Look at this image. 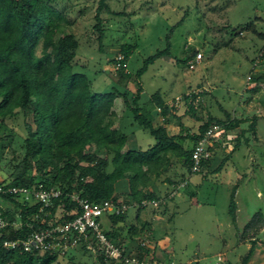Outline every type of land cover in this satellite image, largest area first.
<instances>
[{"label": "rangeland", "instance_id": "rangeland-1", "mask_svg": "<svg viewBox=\"0 0 264 264\" xmlns=\"http://www.w3.org/2000/svg\"><path fill=\"white\" fill-rule=\"evenodd\" d=\"M106 2L111 11L103 9L100 13L105 32L100 48L99 33L95 28L99 0L52 1L58 10L67 14L80 41L74 70L87 74L94 92L118 88L132 98L141 87L139 103L156 112V126L163 120L158 110L152 107L151 97L159 92L166 102L174 104L169 116V131L181 136L197 131L201 121L189 112L188 101L191 99L177 103L176 98L195 89L206 91L212 86L210 94L201 93V97H196L197 115L207 118L210 113L226 119L225 108L233 118L243 121L234 130L226 132L228 136L216 146L208 171L190 176L188 185L157 210L162 221H154L156 233L167 234L173 240L170 248L176 253L175 260L185 262L195 258L197 260L190 264H216L217 255H221L227 264H242L255 243L247 264H264V224L257 222V227L247 228L258 211L263 213L264 220V89L259 92L244 89L246 77L252 70L251 59L264 47V37L255 31L264 33V0ZM183 18L184 21L176 26ZM168 34L169 55H162L149 64L139 80H128L124 84L117 82V64L113 59L120 57L122 44L136 45L127 63L128 71L136 74L146 58L167 47ZM229 45L232 48H226ZM200 48L205 61L191 69L187 63L189 52ZM215 49L218 54L214 58ZM41 50L39 47L37 53L41 54ZM116 111L119 115L116 125L122 126L123 131L131 136V146L147 148L148 144L155 143L148 131L133 122V113L120 96L116 99ZM254 116L257 117L255 132L248 130ZM30 122L31 114L19 112L0 127V180L9 181L6 164L12 150L23 151L26 124ZM242 131L247 132H244L239 147L234 148V139ZM184 143L190 149L194 142L188 139ZM33 175L37 177L39 173L32 171ZM162 184L159 193L168 197L170 185ZM235 185H238L236 222L229 214L230 194ZM3 205L8 207L7 203ZM138 211L139 208L133 206L127 212L130 224L126 220L119 222L120 226L114 230L116 243H131L134 230L139 226L136 220ZM104 216L101 218L102 227L109 229L112 220ZM143 236L139 234L134 238L140 241ZM149 245L151 248L155 246L151 240ZM54 264H101V261L97 253L78 245L64 255L59 254ZM107 264L116 262L109 260Z\"/></svg>", "mask_w": 264, "mask_h": 264}, {"label": "trees", "instance_id": "trees-1", "mask_svg": "<svg viewBox=\"0 0 264 264\" xmlns=\"http://www.w3.org/2000/svg\"><path fill=\"white\" fill-rule=\"evenodd\" d=\"M52 1L0 0V127L19 112L32 116V122L26 124L27 137L24 139L23 151H11L12 156L6 164L9 181L0 180V185L42 184L47 189L61 190V195L53 199L52 205L42 209L41 204L23 201L17 195H0V216L10 222L0 235V264L56 263L59 257L57 252L7 249L3 243L7 239L23 238L35 230L47 228L50 221L57 223L75 217L71 213L80 207L72 197L74 194L91 202L123 200L140 209L151 207L154 213L157 212L152 206L141 205L144 199L162 197V194L151 190L152 186L159 181H166L170 185L167 191L169 196L177 183L189 181L193 147L205 132L213 125L223 126L229 132L243 122L242 119L233 118L225 108L226 119L210 113L207 118L198 116L194 105L197 98L185 94V101L192 99L188 101L189 112L201 124L197 131L175 135L168 128L174 104L166 102L159 92L151 97L152 107L157 110L160 108L158 114L163 123L159 126L154 124L153 110L139 103L141 87L132 98L118 88L109 92H94L87 74L74 70L80 41L71 28L72 23L67 14L58 10ZM103 9L111 11L106 0H99L95 28L99 33L100 48L103 47L105 36L100 14ZM183 21L184 18L176 26ZM260 35L264 37V33ZM166 40L167 47L146 58L136 74L127 69L128 59L136 45L122 44L119 50L121 58L113 59L117 64V82L124 84L128 80H139L149 64L162 55H169V34ZM39 47L42 49L41 54L37 53ZM197 52V49L189 52L187 60ZM206 92L209 93L203 91L202 94ZM118 96L124 99L132 111L133 122L153 136L154 144L147 148L129 144L131 136L123 131L122 126L116 125L119 116L115 101ZM256 120L254 116V122L248 130L255 132ZM244 132L247 131L235 137L234 148L239 147ZM188 139L194 142L190 149L184 143ZM216 146L218 144L210 147L212 154L202 160L200 172L211 167ZM32 171L39 175L32 176ZM122 179L128 180L129 191L126 194L115 193L114 184ZM237 188L238 185H235L229 204V214L234 222ZM62 208L68 213L63 217ZM127 212L110 214L109 218L113 223L125 221ZM17 219L24 223L21 229L12 225ZM27 222H32L33 226L29 227ZM257 222L264 224L261 211L255 213L247 228L257 227ZM148 226V223H143L137 227L134 237L142 234ZM104 231L115 244L121 245L114 241L116 234L113 230ZM254 244L242 264H247L253 254ZM137 247L136 256L155 258L150 245L141 246L139 241ZM97 254L101 264H107L109 259L105 254ZM116 264L121 263L118 261Z\"/></svg>", "mask_w": 264, "mask_h": 264}, {"label": "built area", "instance_id": "built-area-1", "mask_svg": "<svg viewBox=\"0 0 264 264\" xmlns=\"http://www.w3.org/2000/svg\"><path fill=\"white\" fill-rule=\"evenodd\" d=\"M121 58V56L119 57ZM204 58L202 51H198L193 58L187 60L191 69H195ZM207 91V90H206ZM201 89H195L188 92L186 95L199 98L201 97ZM184 96L177 97L176 102L179 103ZM192 100V99H191ZM160 111V108H158ZM225 128L220 125L211 126L204 136L194 145L192 152L193 165L191 167L190 176L197 174L201 170L203 159L211 156L210 147L216 144L220 145L221 141L228 136L225 133ZM188 180L177 183L169 196L159 199H144L142 206H152L159 210L169 198L179 194L182 187L187 186ZM10 194L17 195L23 201H28L32 204H41V209L46 206H51L53 199L61 195V190L56 188L47 189L42 184L32 186H16V185H0V195ZM73 199L79 204V209L71 213L75 215L73 218H66L63 222H49L47 228H40L31 232L29 235L18 239H7L3 245L7 249H20L28 252H45L53 251L60 255L66 254L71 249L78 245H84L86 249L94 253H103L109 260L120 262L121 264H178L173 258L167 260L152 259L150 257L140 258L135 254L129 253L127 249L121 245L115 244L106 234L102 227L101 218L104 215L121 214L129 211L135 204L126 203L123 200L113 201L104 200L101 202H91L80 198L78 195H72ZM67 213L65 208H62L63 217ZM68 214V213H67ZM70 215V214H69ZM35 218V217H34ZM10 222L0 216V235L3 230L9 226ZM12 225L21 229L24 225L22 221L17 220L12 222ZM29 227L33 226L32 222H27ZM141 246H148V233L140 241ZM155 247V246H153ZM216 264H227L223 256L217 255Z\"/></svg>", "mask_w": 264, "mask_h": 264}, {"label": "crops", "instance_id": "crops-1", "mask_svg": "<svg viewBox=\"0 0 264 264\" xmlns=\"http://www.w3.org/2000/svg\"><path fill=\"white\" fill-rule=\"evenodd\" d=\"M255 31H256V33L260 34L257 30H255ZM240 35H243V33ZM226 48L230 49L232 47H231V45H229ZM197 50L202 51V48L197 49ZM217 54H218V52L216 50L213 57L215 58L217 56ZM226 56L227 55L225 54L224 58ZM244 57H245V55L241 56V59H243ZM204 61H205V54H204V58L202 59L200 64L204 63ZM251 62H252V70L246 77V81L244 83V89L250 90L251 92H259L262 89H264V47L260 48L257 51L256 56L251 59ZM198 87H200V86H198ZM209 87H210V89H208L209 91L207 90L209 92L208 94H210L212 92V86H209ZM115 104H116V101H115ZM158 112H159V110H158ZM156 115L157 114L155 112L154 119L157 118ZM148 145H151V144H148ZM164 178L165 177H163V179ZM163 182L166 183V181H162V182L159 181L154 186H152L151 190L155 191L158 195H160V193H162V192L159 193V191H160V187L162 189L161 185H163L162 184ZM169 190L170 189H168V191ZM114 191H115V193H118V194L128 193V191H129L128 180L122 179V180L117 181L114 184ZM137 208H139V207H137ZM166 208H168V205L165 206V210H167ZM151 209H152L151 207H147V208H143V209L139 208L138 214L136 216V220H137V223L139 226L143 225V223H148V225H149L145 230H143L142 234L145 235L146 233H148L149 244H150V240H151L152 243L155 245V247L152 249H154L153 254H154V257L156 259H159V260H167L168 258L174 259V257H176V253L172 248H170V246L173 244V240L169 236H166L167 234H165V233H164L165 235H163V233L162 234L156 233L157 229L154 228V226H153L154 221L155 222L156 221H162V219L160 218V213H157V212L154 213ZM162 213L163 212H161V214ZM105 216L109 217V215H105ZM127 219L128 218H126L127 223L130 224L129 220H127ZM101 223H103L102 219H101ZM120 224L121 223H119V222L118 223L112 222V225L110 226V228L109 229L105 228V229L106 230H113V233H114L115 228L120 226ZM102 225H104V224H102ZM139 239H140V237H139ZM141 240L142 239H140V241ZM127 241L129 242V240H127ZM130 242H131L130 244H122V246L125 247L130 253L135 254L137 251V248H138L137 246L139 244V240L131 238ZM193 260H197V259H195V258L188 259L184 262V261L176 258L175 261H177L179 264H190V263H192Z\"/></svg>", "mask_w": 264, "mask_h": 264}]
</instances>
